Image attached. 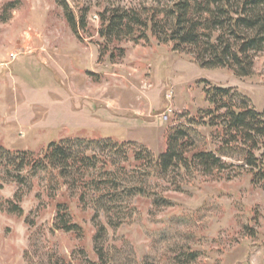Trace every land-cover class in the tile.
<instances>
[{
  "label": "rangeland",
  "instance_id": "1",
  "mask_svg": "<svg viewBox=\"0 0 264 264\" xmlns=\"http://www.w3.org/2000/svg\"><path fill=\"white\" fill-rule=\"evenodd\" d=\"M66 1L84 16L79 38L56 0H0L3 148L38 156L50 142L112 139L157 157L166 150L170 128L207 108L203 81L237 90L264 112V51L245 78L227 69H202L190 55L153 38L114 43L101 55L100 13L165 0ZM9 3H17L16 8L6 11ZM168 107L173 113L163 123ZM194 130L197 148L221 146L220 128ZM228 156L223 160L232 167L221 174L154 180L169 206L155 207L150 199L136 197L133 214L109 220H93L90 204H80L65 186L50 191L42 175L28 191L0 175V264H99V250L105 264H264V182H253L239 155ZM59 203L80 232L56 229ZM14 205L21 215L9 211ZM99 226L105 231L95 243ZM189 254L196 260L187 263Z\"/></svg>",
  "mask_w": 264,
  "mask_h": 264
},
{
  "label": "trees",
  "instance_id": "2",
  "mask_svg": "<svg viewBox=\"0 0 264 264\" xmlns=\"http://www.w3.org/2000/svg\"><path fill=\"white\" fill-rule=\"evenodd\" d=\"M56 3L79 38L85 27L84 16H77L66 0ZM16 6L17 3H9L5 10ZM99 18L101 55L108 53L114 43L128 40L137 44L153 38L158 44L170 45L174 52L190 55L202 69H227L245 78L253 74L255 58L264 51V0H165L150 7L107 8ZM122 51L119 50V58ZM114 58L111 52L110 61ZM203 83L207 108L186 124L170 128L166 150L157 157L146 148L112 139L50 142L38 156L13 152L0 145V175L14 182L19 191L20 187L30 190L32 180L41 175L50 191L65 186L80 204L91 205L93 220L130 216L134 213L131 201L136 197L150 199L155 207L169 206L171 203L157 192L154 180L167 182L173 174H221L232 167L223 160L230 158L228 154L239 155L242 170L252 174L253 182H264V156L256 155L264 151V112L257 111L233 88ZM201 125L221 129L218 150L195 146L198 132L194 129ZM16 197L20 200V196ZM9 211L22 214L17 205ZM56 213V229L81 231L71 222L65 205L57 204ZM97 228L95 243L105 231L104 226ZM97 256L99 264H105L101 250ZM196 258V254H189L186 262Z\"/></svg>",
  "mask_w": 264,
  "mask_h": 264
},
{
  "label": "built area",
  "instance_id": "3",
  "mask_svg": "<svg viewBox=\"0 0 264 264\" xmlns=\"http://www.w3.org/2000/svg\"><path fill=\"white\" fill-rule=\"evenodd\" d=\"M173 113V110L171 107H168L165 112H163V114L161 115V120L163 123L168 122L169 118L171 117Z\"/></svg>",
  "mask_w": 264,
  "mask_h": 264
}]
</instances>
